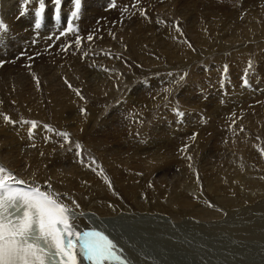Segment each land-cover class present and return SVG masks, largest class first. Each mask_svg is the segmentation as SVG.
I'll use <instances>...</instances> for the list:
<instances>
[{
	"label": "bare ground",
	"instance_id": "bare-ground-1",
	"mask_svg": "<svg viewBox=\"0 0 264 264\" xmlns=\"http://www.w3.org/2000/svg\"><path fill=\"white\" fill-rule=\"evenodd\" d=\"M47 1H51V0H47ZM85 1H87V2L85 3V5H83V9L81 11H79L78 18H74V19H75V23L77 24L79 22V20L87 18L88 24L83 22L81 24V26H79L78 28L80 29L81 34H85V33L91 34V27L99 25L98 24L99 22H96L95 19L97 17L101 16L102 14L106 13L107 8L103 9L102 12H100V14L97 12L98 14L93 16V14H95V12H93L94 8L92 9L89 5L91 3V1H88V0H85ZM127 1L128 0H121V2H127ZM46 3L47 2L44 0V4H46ZM48 4H49V2H48ZM50 4H52V3H50ZM115 4H116V2H115ZM161 5L162 4H160V7H161ZM167 5H166V7L168 9L166 11V14H167L166 16H175V18H177L179 13L181 14V13L187 11V13L185 15L187 16V18L189 20L187 22L182 20V23H184V25H186L190 22L191 25L188 26V29L186 28L187 30H185V31L182 30V33H184L183 36L185 38H186V36L190 37L194 43L197 42L200 46H202V44L205 43V39L203 38L204 36H202V34L200 33L201 31L199 32L196 29V26L194 24V19L196 20V18H193V20H190V13H189L188 7H187L188 5L185 4V1L176 5V8H174V4H173V6H172L173 9L170 7L172 4L169 7ZM84 6L86 9L84 8ZM99 6L101 8V5H99ZM163 6H164V4H163ZM116 7H115V9H116ZM120 7H121V5H120ZM47 8H49V7H47ZM163 8H160V9H163ZM210 8H211L212 12L214 11V13H216V14L212 15V17H214V18H218V17L226 16V15L230 18L232 17V20H233L232 23H234L235 28L232 29V27H229L230 26L229 25L228 28L226 29L227 32L225 33L229 37V40H231L232 43H237V42H241V43L246 42L247 43L248 40H252V39L256 38L255 32L257 30H259V29L264 30V25L262 23H261L262 25L254 24V23L249 24L248 20H250V19H248V16L243 19V20L248 21V23H246L244 25H239L238 23L242 22V20H239V19H236L235 17H233V15L230 14L231 11L228 10V8L225 6H222V7L211 6ZM45 9H44V11H45ZM52 9H50V10H52ZM126 9H125V11H126ZM39 10H40V0H0V22H2L4 25V27L0 28V61H4L3 66L0 67V101H3V103H0V113H3L4 115H8L13 120L18 121V123L16 125L7 124L6 122H4L3 117L0 116V165H3L7 169L11 170L18 178L23 179L28 184L41 186L42 190H44V186L49 182V178H50V182H51L52 187L50 189H47L48 191H55V192H58L61 194L67 193L68 196L74 198L79 203L80 209L78 211L81 213V215L79 216V218L76 222L79 230L84 231V230H89L91 228H96V229H99V230L105 232L106 234H108L110 236V238L114 239V241L120 247H122L125 250V255H127L132 260V264H169V261H170V264L176 263V261L173 263L172 260H175L176 258L173 259L172 256H171L170 260L166 259L165 255H164L165 252L163 251V248L169 243L170 239L174 238L173 235H175L177 233V230L182 223H183V226H185V228L187 230L191 231V233L193 234L192 230L193 229L195 230L197 227L196 224L195 223L193 224V221H192L194 217L198 218L200 220L201 223L199 225V230L201 229L202 232L208 233V232L214 231L215 228H217V226L224 225L226 227V230L222 229L223 232L229 231V232H232L233 234L234 233H245V234H240L239 236L234 234L236 241H238L239 243L241 242V245L244 243H249V242L255 243L254 244L255 245L254 250L259 249L260 251L262 250V253H263L264 243L263 244L256 243L254 239L257 237H261V238L264 237V203H260L258 206L255 205V207L257 206V208H258L257 211L259 212V216H257V217L254 216L255 214L254 215L252 214V211L255 209V207L253 206L254 204L250 205V206L248 205L249 207H247V208L243 207L244 200H250L251 201V199L253 197L262 198L264 196V185L261 184V183H263V181H259L258 179L254 180V179H252L254 177H252L251 178L252 180L248 181L250 194H248V195L244 194V195H238V196H231V195L228 196L227 192H224L226 194H220L221 192L219 193V189L218 190L216 189V187L218 185L214 188L213 182L211 181V177H210L211 173L210 172L206 173V175L204 174V171H206V170L208 171L209 168L207 169L203 165H202V167L196 166L192 163H191L192 167L189 168L186 166L189 164L186 163L185 166L187 168H186V170H183L184 167L182 169V167H180V165H179V163L181 164L182 161H181V158L179 160V154L176 151L177 149L174 150V152H172V153H166V151L164 152L163 149H156L154 152L152 151V153H151V150H153V149H143V148L128 149L129 145L131 144L130 139L128 138V130L131 129V122H134L137 119L138 120L139 119L140 120H146L147 119V117H146L147 111L151 110L150 106H152V105L149 106L148 101H154L155 96H156V102L161 106L164 103V100L166 99L165 94H161V93H157V92L154 93L150 98L146 97L144 95L137 97L138 91L135 90L134 86H133V88L135 91L133 90V92H131L130 95H128L129 91L127 93V89L129 87V85L133 82L134 78H136V77L140 78V77H142V75L145 76V73H144L145 68H142L144 70H141V71H139V69L134 68V67L128 68L130 66L129 61L137 62L139 64L144 65L147 69H151V67H152L151 64H153V63L160 64L163 62V60H165V58H163V57H166L167 54H168V56L169 55L171 56V54H169L170 51L165 55V52L163 51V42L161 40H158L155 43H153V40H152L153 34L155 33V26H154L155 22L154 21H157V19H158V21L162 20L163 16L160 13V11H163V10H156V11L151 12V13L147 12L148 18L146 19L144 17L145 20H144L142 25H140L138 21H136V23H135L133 19L129 20L130 25L127 22L123 21L124 22L123 25H128V27H125V28L121 27L119 29L117 28L118 30H117L116 36L113 35L114 37H116L115 39L108 37V39H105L104 42H97V45L99 47H97V46L96 47L99 51H97V52L93 51L94 55L91 56V58L83 56V53L87 52L86 50H84V52L82 54H80L76 58V60L73 61L72 66L75 69H79V70L80 69H86L85 73H84L85 76H86V73H88L87 69L92 70L96 67H99V68L103 67V68H107L109 70V71L105 72L106 74H102V78H100V75L98 76L95 74V76L92 78L90 83L86 85V87H85L84 83H83L84 87L79 86L80 83L77 84L78 87H76V88L81 90V95H83L85 97L84 100H81L79 96H77L71 89H69L67 87V85L65 84V82L63 81V79L61 80V78L58 75H57L58 77H56L55 73H53L51 75H49V74L47 75V72H46V74L44 73L42 76L35 75L36 74L35 72L37 71L36 70L37 67H35V64H37L38 62L39 63L42 62L41 65L44 66L45 65L44 63L46 61L45 59L47 57V56L46 57L40 56L41 57L40 61H37L38 59L36 56H35V58H30V56L33 53H35L34 50H36V48H39V47H37L36 43H38V44L40 43V45L41 44L44 45L45 48L48 47L47 50H49V48L51 46V42H50L51 35H49V32L52 30H55V27L58 26V22L54 21V19L52 20V15L47 14V16H46L47 20H45V21L43 20L44 22L42 23V26H39V28H35V26H33L31 24V21L36 17V14H38ZM108 12H109V10H108ZM232 13H233V11H232ZM111 14H113V13H111ZM91 16H93V17H91ZM191 16H192V14H191ZM175 18L174 19L168 18V21L172 20V23H173L176 20ZM253 20H254V18H253ZM145 21L147 22L146 25H145ZM262 21H264V20H262ZM211 22H213V21H211ZM256 22H258V21H256ZM93 24H95V25H93ZM225 25L227 26V21H226ZM118 26H119V24L116 27H118ZM130 26L133 28L131 29V33L129 35H127L125 31H126V29L128 30V28ZM58 27H60V26H58ZM170 28H171V26H170ZM199 28L200 27H198V29ZM45 29H47V31H45ZM110 29H111V27H110ZM167 29H169V27ZM37 30H40L39 34L37 33ZM59 31L60 30H55L54 35L58 34ZM124 32H125V35L123 36ZM206 32H207V30H206ZM157 36H159V35H157ZM39 37H40V40L38 41L37 39ZM164 37H165V35H164ZM121 39H122V43H120ZM259 39L260 38H258V40H254L252 43L258 45V44H261V42H262L264 44V40L262 39L263 41H261ZM58 42H60V41H58ZM63 42H64V40H63ZM246 43H244V44H246ZM117 47H119V48L117 49ZM148 47L161 50L162 53L158 52V50H157V52L152 51L158 55V61H155L153 59H151V60H153L155 62L148 61L147 56L144 55V53L148 52ZM244 47H245V45H243L241 48L243 49ZM195 48H197V47H195ZM238 48H240V47H238ZM180 49L183 50L182 55H184V56L191 55L190 49L188 50L184 45H180ZM163 52H164V54H163ZM201 52H203V51H201ZM171 53H172V51H171ZM181 53H179V54H181ZM71 54H72V51H71ZM55 55H56V53H55ZM117 56L121 57V59H117L116 58ZM170 56L168 58L174 57V56L173 57H170ZM82 57H84V59H83L84 62H82V60H81ZM167 57H166V59H167ZM184 58H186V57H184ZM57 60H58V58H57ZM190 60L193 61V59H190ZM28 62H29L28 67L26 65L23 66V63L27 64ZM253 62H254V60H253ZM190 63H192V62L190 61ZM70 64L71 63L68 64L69 67H70ZM103 64H104V66H103ZM175 64H177V63H175ZM180 64H182V63H180ZM180 64H179V66H180ZM65 65H66V63H65ZM47 66H49V65H47ZM169 67L170 66H168V68ZM61 68L62 67L60 65H58L56 67L57 70H59ZM254 68H256V67H254ZM69 69H71V68H69ZM261 70H263V69H261ZM101 71H102V68H101ZM153 71H156V70L152 69V72ZM159 71L160 70H158L157 72H159ZM119 72H121V73L119 74ZM194 72H195L194 70H192V71L189 70L188 73L191 76V75H193ZM220 72H221V69H220ZM94 73H96V72H94ZM94 73H92V75ZM84 74H82V75L84 76ZM147 74H148V72H147ZM205 74H206L205 76H207V73H205ZM195 75H196V72H195ZM149 76H150V74H149ZM146 77H147V75H146ZM211 77H212V75H211ZM196 78L198 79V76H196ZM203 78H204V76H203ZM37 79L39 81L41 80V82L43 81L42 83H39V86H37V84H36ZM190 79H191V77H190ZM77 80H78V78H77ZM194 80H196V79L194 78ZM215 81L216 80H214V82ZM71 82H73V81H71ZM207 85H209V83ZM226 86L228 87V85H226ZM189 87H190V84H189ZM213 88H215V87H213ZM170 90H172V89H170ZM244 90H245V88H244ZM174 91L175 90H173V92ZM202 91H204V90H202ZM209 91L210 90H208V92ZM167 93H169V92H167ZM171 96H173V95H171ZM176 96H178V95H176ZM214 96H215V94L212 95V97H214ZM218 96H219V94H218ZM125 97H127V99ZM206 97L208 99V96H206ZM121 99H123V100L126 99L128 102L130 101L131 104H127V105L120 104L121 102H119V100H121ZM116 100H118L120 105L115 103ZM212 100L215 103V100L214 99H212ZM212 100L210 99V101H212ZM258 100H259V98L256 99V97H255V101H258ZM13 101H15V103H13ZM252 101H254V100H252ZM166 102H167V100L165 101V103ZM203 102H204V100H203ZM155 104L153 103V105H155ZM186 104H188V103H186ZM205 104L208 105L206 102H205ZM210 104H211V102H210ZM197 106H198V108L200 107L199 105H197ZM156 108H158V107H156ZM185 108H186V106H185ZM192 108L194 109V107H192ZM80 109H85L86 115L81 114ZM199 109H198V111H199ZM117 110L120 112L119 117L113 116V113ZM131 110L133 111L132 113H131ZM194 112H193V114H194ZM201 112H202V110H201ZM222 112H224V111H222ZM175 114H178V112H176ZM175 114H174V116H175ZM191 114L192 113L190 112V110H187L186 117L190 118L192 116ZM100 117H102V118H100ZM107 118L111 119V120L110 119L108 120L109 121L108 123H107ZM112 119H114L116 122L118 120H121L122 124L124 123V129H123L124 131L123 132H121V133H119L120 131L119 132L117 131L118 133H116V132L110 133L109 132L110 128L113 127V126L110 127V124H109V123H111ZM24 120H28V121L35 120V121H37L38 127H39L38 129L44 130V133H48V131L43 127V125H45V124L49 125L53 129L59 130L56 132H61V131L67 132V133H69V137L73 143L71 145L65 143L61 137H59L55 134V132L54 133L49 132V137H47V139L44 138L45 140H43V139H41V137H42L41 134H39L40 130L38 131L37 129L34 130L35 136L33 134V138L30 140L28 138V132H27L28 129L26 130V128H28V125H25L22 123V121H24ZM191 121H193V120H191ZM116 122H113V124H115ZM178 122L179 121H177V123ZM119 123H116V124H119ZM134 123H136V121ZM200 123H201V121H200ZM103 125H107L110 128H107V129L101 128V127H103ZM197 125L199 126L198 122H197ZM24 126H26V127H24ZM117 126H119V125H117ZM134 126L138 127V124L134 125ZM143 126H145V123L142 124V127ZM16 127H18V128L24 127L25 128V130L24 131L22 130L23 132H21V133H19L20 130H18V134L22 135V137H21L22 140H20L21 138L16 140L17 136L15 137L13 134L7 133V131H9V132L11 131V128L15 129ZM142 127H141L142 131L139 128V130L142 133L141 137L147 138L146 137V132L148 131L146 129L147 127L146 128L143 127V129H142ZM250 127H253V126H250ZM36 130H37V132H36ZM145 130H147V131H145ZM163 130H165V129H163ZM182 130H183V128H182ZM186 130H187V128H186ZM195 130H197V128H195ZM15 131H17V130L15 129ZM247 131H249V130H247ZM168 132H170V131H168ZM190 133H192V135H193L194 130L190 131ZM204 133H206V132H204ZM252 133H255V131L250 132L246 136L247 139L245 138L246 140L244 141V144H243L244 148L245 147L249 148V149L252 148V146H253L252 141L253 140L250 139L251 138L250 136L252 135ZM187 134H188V132H187ZM174 135H175V133H174ZM192 135H191V137H192ZM105 137L108 138V143H109L108 149H106V148L105 149H96V147H97L96 145L98 144V146H101V144L99 145V143H100L101 139H103V138L105 139ZM120 137H121V139H119ZM112 139H114L113 142H111ZM94 141H98L99 143H97V142L92 143ZM168 141H170V140H168ZM201 141H202V137H201L200 142ZM197 142L199 143V141H197ZM33 143L36 145V147H31V145ZM61 143H64V148H61L59 146ZM75 143H79L81 145L82 155L86 158V163H91V161L93 159H95L96 164L93 165V167L97 168L96 172H93L90 168H88L85 165H81L78 162V157L76 155V149H75ZM87 143H91V144H87ZM24 144L30 150L36 149V155H32V156H35V158L32 159L36 164V166H34V167L32 165V164H34V163H32L33 162L32 160L28 161V158L22 159V157H23L22 154L24 152L23 150L29 152V150L24 149L25 147L22 149V146ZM193 145L195 146L196 143L194 142ZM124 147L126 149H123ZM132 147H134V146H132ZM201 147H199V148H201ZM243 147H242V149H243ZM218 149H220V147ZM240 150H241V147H240ZM243 150H242V152H244ZM21 151H22V154H19V153H21ZM168 151H170V150H168ZM217 151H219V150H217ZM41 153H43V155H41ZM240 154L241 153H238V155H240ZM19 155H21L22 157L19 158ZM185 157H187V156H185ZM202 158H204V157H202ZM30 159H31V157H30ZM184 159H186V158H184ZM204 159H206V158H204ZM206 161H208V160H206ZM233 161H235V159ZM236 161L238 162V164L242 163V165H245L244 162L247 165L250 164L249 157L247 159L248 162L245 161L244 158L243 159L238 158ZM201 162H203V160ZM193 163H194V161H193ZM233 163H235V162H233ZM251 163H252V161H251ZM212 164H214V163H212ZM229 164H230V162H229ZM177 166L180 167L178 171H176ZM195 167L198 168L197 170L199 171V174L207 177V179H206L207 182H206V186H205L207 188V192L209 193V191H213V193L215 194L213 196L208 195L206 197V196H204L205 192L203 191L202 195L204 196L203 198H205L206 201H203L202 199H200L197 196L198 191H196V190H199L200 188L199 189H198V187L196 188L195 185H193V187H192L193 183L186 185L184 191H181L182 189H180L181 182L185 183V181H182L183 179L181 178L182 171H185L184 176H185L186 181H188V180L194 181V179H195V177H194ZM245 168H247V167H245ZM100 169L103 170L102 174H98ZM195 171H196V169H195ZM245 171H246V169H244V166H242L241 168L237 169L236 172H234V173H236L235 175H237L238 179L240 180L239 177H241V179H242V177L244 178V175H242V174ZM252 172H253V170L250 171L249 175H252ZM180 173H181V175H180ZM215 173H216V176L218 175L217 179L219 178V179H223V180H230L234 176L230 171L229 172L225 171L224 173L218 172V174H217V172H215ZM246 174H248V173H246ZM154 175H156V176H154ZM213 175H212V177H213ZM104 176H107L108 179L111 181V184H112L111 189L108 187L107 183L104 182L105 181ZM151 180H153V181H151ZM232 180H233V178H232ZM85 181H87V184L84 183ZM221 181H219V182H221ZM257 181H258V183H257ZM236 182H237V180H236ZM242 182L245 183L246 181L245 182L242 181ZM234 183H235V181H234ZM259 183L261 185H259ZM194 184L197 185L199 183L194 182ZM229 184H230V182H229ZM241 185L244 187L243 184H239L238 187ZM152 186H154V187H152ZM219 188H221V187H219ZM225 188H228V187H225ZM225 188H224V190H225ZM230 188H231V186H230ZM191 189H192V192L190 191ZM233 189L234 188H232V190ZM242 189L243 188H240V191H245ZM244 189H245V187H244ZM246 190H247V188H246ZM234 191H232V192H234ZM189 193L190 194L192 193V194L189 195ZM235 193L237 194V192H235ZM231 194L234 195V193H231ZM196 197H197V200H196ZM208 199L213 202V205H214L213 208H210V206L209 207L206 206L205 202H207ZM250 201H248V202L251 203ZM256 201H257V199H256ZM64 202L71 205V200H65ZM207 203H209V201ZM221 206L224 207L228 211V213H229L228 219L226 218L225 220H223L222 215H220L217 212V209ZM218 210H220V208ZM196 220H195V222H196ZM151 224H153L155 226H152ZM150 228H152V229L150 230ZM258 228H261V230H259ZM196 230H198V229H196ZM216 230H218V229H216ZM169 231H171L172 233ZM149 232L152 233L153 236L156 238V241L154 243H152V246H149L147 244V242L151 243L149 241L150 240L149 237L151 236L149 234ZM196 232H194V233L196 234ZM220 233L222 234V232H220ZM188 234H189V232H188ZM211 234H212V232H211ZM213 234H214V232H213ZM225 234L226 233H224V235ZM157 235L159 238H157ZM196 235L198 236V234H196ZM216 235H219V234H216ZM228 235H230V234H228ZM202 236H206V235H202ZM219 236L221 237L222 235H219ZM154 237H152V238H154ZM186 237L190 238L187 236V234H186ZM223 237H225V236H223ZM231 237H232V235H231ZM231 237H229V238H231ZM181 238H183V237H181ZM200 238H202V237H200ZM226 238H227V236H226ZM197 239L198 238L196 237V241H193V244H194V242H197ZM185 240H186V238H185ZM262 240H264V238ZM188 241H191V240H188ZM202 242H203V240H202ZM208 242H209V240H208ZM260 242H262V241H260ZM230 243H232V242H230ZM234 243L236 244V242H234ZM172 244H173V241H172ZM190 244H191V242H190ZM199 244H200V242H199ZM201 244H203V243H201ZM212 244H214V243H212ZM217 244H214V246ZM175 245L177 247V242ZM206 245H208V244H206ZM226 245L228 246V244H226ZM227 246H225V247H227ZM233 246H235V245L233 244ZM170 247H173V246H170ZM185 248L187 249V247H185ZM191 248H192V246H191ZM193 248H195V246ZM166 249L168 251V248H166ZM212 249H214V248H212ZM246 249H247V247H246ZM228 250H229V248H228ZM233 250H234V248H233ZM237 250H238V248H237ZM222 251H225V249ZM176 252H178V251H176ZM206 252H207V250H206ZM213 252H215V251L213 250ZM217 252L215 254H217ZM173 253H175V252H173ZM193 253H195V252H193ZM227 254H228V252H227ZM259 254H258L259 256L264 257V255H261V253H259ZM180 255L181 254H179L178 256L180 257ZM237 255H240V254L237 253ZM243 255H244V252H243ZM173 256H174V254H173ZM197 256H198V254H197ZM222 256H223V254H222ZM252 256H254V254H252ZM259 256H258V258H259ZM179 257L177 258L178 260H180ZM181 257H183V253H182ZM218 257H220V256H218ZM187 258L189 259V257H187ZM206 258H208V256ZM237 258L238 257H236V259ZM243 258L246 259L245 257H243ZM254 258H257V257L256 256L253 257V260H256ZM240 259H242V258H240ZM249 260H251V258ZM249 260H248V262H249ZM253 260H251V262ZM239 261L240 260H237L236 263ZM258 261H259V264L262 263L260 261V258L258 259ZM263 261H264V259H263ZM180 262H179V264H180ZM233 262H235V261H233ZM242 264H244V263H242Z\"/></svg>",
	"mask_w": 264,
	"mask_h": 264
},
{
	"label": "rangeland",
	"instance_id": "rangeland-1",
	"mask_svg": "<svg viewBox=\"0 0 264 264\" xmlns=\"http://www.w3.org/2000/svg\"><path fill=\"white\" fill-rule=\"evenodd\" d=\"M45 1L47 2L45 4V8H46L45 11H44L45 15L46 16H47V14L48 15H52V20L54 19V21H57L58 22V26H60V27L56 26L55 30H60L61 31V28L65 27L64 23H65L66 19L72 13V11L75 10L74 7H73L74 6V0H62L61 1V4L59 6V13H60V18L59 19H57L56 15H55L56 5H54V0H51V1L45 0ZM88 1H91V3L89 4L90 7L92 9L94 8L93 12H95V14H93V16L97 15L98 13L100 14V12H102L103 9L107 8L106 9L107 10L106 13L102 14L101 16H99V17H97L95 19L96 22H99L98 23L99 25L91 27V34L94 37H98V38H96L93 41L89 42V41L86 40V37H87V35H89V33H85V34H81L80 33V29L78 27L81 26V24L83 22L88 24V19L87 18H84L85 20L84 19L79 20V22L77 24L75 23V19H73L72 23H73V28L75 29V34L69 33L66 36L60 37L59 38L60 40L59 39L55 40V38H54L55 37V35H54L55 30L50 31L49 35H51V37H50L51 46H50L49 50H47L48 47L45 48L44 45L41 44L42 45L41 46L40 43L39 44L36 43L37 47H39V48H36V50H34L35 53H33L30 56V58H35V56H36L37 59H38L37 61H40V58H41L40 56H42V57H46L47 56L46 59H45L46 61L44 63L45 64L44 66L41 65L42 62H40V63L38 62L37 64H35V67H37L36 68L37 71L35 72L36 73L35 75L42 76L44 73L46 74V72H47V75L48 74L51 75V74L55 73L56 77L59 76L61 78V80L63 79V81H65V79H67L68 82L70 81L69 83H71L74 88L78 87L77 84H79V83L81 84V85L79 84V86L84 87V84H85V87H86V85L90 83V81L95 76V74L98 75V76L100 75V78H102V74H106L105 71L103 70L104 68L103 67H100V68L96 67V68H94L92 70L87 69L88 73H86V76H85L84 73H85L86 69H80V70L79 69H75L72 66L73 61L76 60V58L80 54H82L84 52V50H86L87 53H88V56H86V57L91 58V56L94 55L93 51H95V52L99 51L97 49V47H99L97 45V42H104V40L108 39V37L109 38H113L114 36H116L117 30L119 28L128 27V25H123L124 22H127L129 24V20L133 19L135 23H136V21H138L139 24L142 25L144 20H145V18H144V16L140 15V10L141 9L146 10L149 13L154 12L156 10H163V11H160V13L163 16L162 20H160L161 22L158 21V19H157V21H154L155 23L153 22L154 26H155V33L153 34L152 40H153V43L157 42L158 40H161L163 42V51L165 52V55L170 51L169 54H171V56L170 55L169 56L170 57L174 56V57L173 58H168L169 56L167 54V56H168V57L166 56L167 59H166V57H163V58H165V60H163L162 63H160V64H157V63L151 64V66H152L151 69H147L144 65L139 64L137 62L129 61L130 62L129 65L130 66L128 68L134 67V68L139 69V71L144 70L142 68H145V70H144L145 76L142 75V77H140V78L139 77L134 78L133 82L129 85V87L127 89V93L129 91L128 95H130L131 92H133V90L135 88V90L138 91L137 92V94H138L137 97H140V96L144 95V96L150 98L154 93L157 92V93L165 94L166 99L164 100V103L161 106V105H159L156 102V96H155L154 97V101H148L149 106L150 105H152V106H150V108H151V110H149L150 112L147 111V115H148V116L146 115L147 119L146 120H140L139 119L140 121L137 119V120H135L136 123H134L135 121L131 122V129L128 130V138L130 139V142H131L130 145L131 146L129 145L128 149H140V148L153 149V150H151V153H152V151L154 152L156 149H163V151L164 152L166 151V153H172V152H174V150L177 149L176 151L179 154V160L181 158V161L183 162L182 163L180 161L181 162V164L179 163L180 167H182V169L184 167L183 170H186L188 165H186L187 166L186 167L185 164L186 163L187 164H191L192 163V164H194L196 166L202 167V165H203L207 169L209 168L208 171L207 170L204 171V174L206 175V173H208V172L211 173L210 177H211V181L213 182L214 188L217 185L219 187H221V188H219L218 186L216 187L217 190L219 189V193L221 192L220 194H226L224 192H227L228 196H230V195L231 196H238V195H244V194L248 195V194H250L248 181L252 180V179H254V180L258 179L259 181H263V183H261V184L264 185V153L261 152V149H264V135H263L264 134L263 133L264 132V126H263L264 125V78H263L264 77V64H263L264 63V57H263L264 56V44L262 42H261V44H258V45L252 43L254 40H258V38H260L259 40H261V41L264 40V30H261V29L257 30L255 32V37L256 38L252 39V40H248L247 43L246 42H243V43H241V42L232 43L231 40H229V37L225 34L227 32L226 29L228 28L229 25H230L229 27H232V29L235 28L234 23H232L233 22L232 17L230 18V17H228L226 15V16H221V17H218V18H214V17H212V15H214L216 13H214V11L212 12L211 8H210L211 6H219V7L225 6V7H227L228 10L231 11L230 14H232L233 17H235L236 19L242 20V22L238 23L239 25H244V24L248 23V21H249V24L250 23H254V24H259V25L263 24L264 25V21H262V20H264L263 19L264 18V0H245V1L244 0H220V1L219 0H190V1L189 0H139V4L136 5L135 7H133V4L135 3V0H128L129 1V2L127 1L128 3L127 2H121V0H115V1L114 0H88ZM184 1H185V4L188 5L187 7H188V11L190 13V20H193V18H196V20L194 19V24L196 26V29L199 32L201 31L200 33L202 34V36H204L203 38L205 39V43L202 44V46H200L197 42L194 43L190 37L186 36V38H185L183 36L184 33H182V30L183 31L187 30L188 26L191 25L190 22L188 24H186V25H184V23H182V20L186 21V22L189 20L187 18V16L185 15L187 13V11H185V12H183L181 14L179 13L180 16L178 15L177 18H175V16H166L167 15L166 11L168 9L166 7L167 4H168L167 5L168 7L172 4L170 7L173 9V7H172L173 4H174V8H176V5H178V4H180V3L184 2ZM48 2H49V4H48ZM86 2L87 1H85V0L84 1L81 0L80 11L83 9V5H85ZM115 2H116V4H115ZM50 3H52V4H50ZM66 3L67 4L69 3V4L67 5ZM160 4H162L161 7H160ZM163 4H164V6H163ZM99 5H101V8H100ZM113 5L115 7L117 6L116 7L117 10L115 9V7ZM120 5H121V7H120ZM47 7H49V8H47ZM84 8H85V6H84ZM160 8H163V9H160ZM50 9H52V10H50ZM125 9H126V11H125ZM108 10H109V12H108ZM232 11H233V13H232ZM110 12L113 13V14H111ZM191 14H192V16H191ZM36 16H37V14H36ZM93 16H91V17H93ZM247 16H248V19H250V20H248V21L243 20ZM168 18H170V19H174L175 18L176 20L175 21L173 20L174 22L172 23V20L168 21ZM253 18H254V20H253ZM45 20H47L46 17H45L44 21ZM211 21H213V22H211ZM226 21H227V26L225 25ZM256 21H258V22H256ZM171 23L173 25L176 24V23L179 24V26L181 25L180 26V32H177ZM118 24H119V26L116 27ZM146 24H147V22L145 21V25ZM93 25H95V24H93ZM170 26H171V28H170ZM110 27H111V29H110ZM168 27H169V29H167ZM198 27H200L201 29L200 28L198 29ZM35 28H39V27H35ZM129 28H128V30L126 29V31H125L127 35H129L131 33V29L133 27L130 26ZM206 30H207V32H206ZM39 31L40 30H37L38 34H39ZM125 32H124L123 36L125 35ZM155 35L156 36L159 35L160 37L159 36L156 37ZM164 35H165V37H164ZM76 36H79V37L82 38L81 45L80 46H75L74 43H73V47L70 48L67 52H64L63 48H62V45H66V44H68L70 42H74V39H75ZM115 38H113V39H115ZM37 40L39 41L40 37ZM63 40H64V42H63ZM58 41H60V42H58ZM120 43H122V39H121ZM244 43H246V44H244ZM180 45H184L188 50L190 49L191 55H189V56L182 55L183 54V50L180 49ZM189 45H191V47ZM241 45L242 46L245 45V47L242 49ZM195 47H197V48H195ZM238 47H240V48H238ZM118 48L119 47H117V49ZM157 50H158V52H161V50H159V49L148 47V52L144 53V55L147 56L148 61H151V62L158 61V55L155 54L154 52H152V51L157 52ZM71 51H72V54H71ZM171 51H172L173 54L171 53ZM201 51H203V52H201ZM164 52H163V54H164ZM55 53H56V55H55ZM179 53H181V54H179ZM184 57H186V58H184ZM57 58H58V60H57ZM83 59H84V57H82V59H81L82 62H84ZM151 59H153L155 61H153ZM190 59H193V61L190 60ZM253 60H254V62H253ZM190 61L192 63H190ZM65 63H66V65H65ZM69 63H71L70 67L68 65ZM175 63H177L178 65L175 64ZM180 63H182V64H180ZM179 64H180V66H179ZM25 65L28 67L29 66V62L27 64L23 63V66H25ZM47 65H49V66H47ZM58 65H60L63 69L61 68V69L57 70L56 67ZM103 66H104V64H103ZM168 66H170V67L168 68ZM254 67H256V68H254ZM69 68H71V69H69ZM101 68H102V71H101ZM152 69L156 70V71L152 72ZM220 69H221V72H220ZM261 69H263V70H261ZM158 70H160V71L157 72ZM189 70H191V71L194 70L196 72V75H195V72L193 73V75L195 77L193 75H191V76L189 75V73H188ZM94 72H96V73H94ZM121 72H119V74ZM147 72H148V74H147ZM185 72L188 73L187 77L183 81H181L179 84L174 83V81L178 78V75L179 74H183ZM92 73H94V74L92 75ZM205 73H207V76H205L206 75ZM82 74H84V76ZM149 74H150V76H149ZM146 75H147V77H146ZM211 75H212V77H211ZM196 76H198V79L196 78ZM203 76H204V78H203ZM190 77H191V79H190ZM77 78H78V80H77ZM194 78L197 81L194 80ZM245 79H247L249 81L247 86L243 83V81ZM214 80H216L217 82L216 81L214 82ZM71 81H73V82H71ZM42 82L40 80V83H42ZM208 83H209V85H207ZM189 84H190V87H189ZM226 85H228V87ZM133 86H134V88H133ZM213 87H215V88H213ZM244 88H245V90H244ZM170 89H172V90H170ZM173 90H175V91L173 92ZM202 90H204V91H202ZM208 90H210L211 92L210 91L208 92ZM167 92H169V93H167ZM211 94L212 95L215 94V96L212 97ZM218 94H219V96H218ZM171 95H173V96H171ZM176 95H178V96H176ZM206 96H208L209 100L207 99ZM255 97H256V99L259 98V100L255 101ZM125 98L127 99V97H125ZM126 99L119 100V102H121L120 104H125V105L131 104V102L130 101L128 102ZM210 99L211 100L214 99L216 104L214 103L213 100H212L213 102L210 101ZM166 100H167V102L165 103ZM203 100H204V102H203ZM252 100H254V101H252ZM119 102H118V100H116L115 103L119 104ZM205 102L208 105H206ZM210 102H211V104H210ZM153 103L154 104L156 103V104L153 105ZM186 103H188V104H186ZM184 105L186 106V108H185ZM197 105H199L201 108L199 107L200 108L199 109ZM191 106L194 107V109ZM156 107H158V108H156ZM198 109H199V111H198ZM169 110L171 112L172 111L173 112L171 113ZM187 110H190V112L192 113L191 114L192 116L190 115L191 116L190 118L186 117ZM201 110H202V112H201ZM222 111H224V112H222ZM115 112L113 113V116L119 117V113L120 112L118 110L115 111ZM132 112L133 111L131 110V113ZM176 112H178V114H175ZM180 112H183L184 115H180ZM193 112H194V114H193ZM173 113L175 114V116H174ZM100 118H102V117H100ZM109 119L107 118V123L109 122L108 121ZM190 119L193 120V121H191ZM113 120L114 119H112L111 123H109L110 127L111 126H113V127L110 128L107 125H103V127H101V128H104V129L110 128V130H109L110 133L111 132L112 133L113 132L114 133L115 132L118 133L119 131H120L119 133L123 132L124 131L123 130L124 129V123L122 124L121 120H118L117 122L115 120L114 121ZM233 120H235V123H233ZM177 121H179V122L177 123ZM200 121H201V123H200ZM113 122H116V123L120 122V123L119 124H116V123L113 124ZM197 122H198L199 126L197 125ZM144 123H145V126H143V127L144 128L147 127L146 129L148 130V131L145 130V131H147L146 132V137L147 138H142L141 137V134H142L141 133V131H142L141 127H142V124H144ZM137 124H138V127L134 126V125H137ZM117 125H119V126H117ZM250 126H253L254 128L250 127ZM24 127H26V126H24ZM29 127H30V125H28V128ZM143 127H142V129H143ZM12 128H11V131L10 132L7 131V133L13 134L15 137L17 136L16 140L21 138L22 135L18 134V130H20L19 133H21V132H23L25 130V128L23 129V128L16 127L15 129L17 131H15V129H12ZM28 128H26V130ZM38 128H37V130L39 131L40 129H38ZM139 128H140L141 131L139 130ZM182 128H183V130L184 129L185 130L183 131ZM186 128H187V130H186ZM195 128H197V130H195ZM163 129H165V130H163ZM241 129H243V130H241ZM37 130H36V132H37ZM192 130H194V133L197 134L196 138L194 140L191 138L192 133H190V131H192ZM247 130H249V131H247ZM56 131H59V130L55 129V132ZM168 131H170V132H168ZM254 131H255V133H252V135L250 136L251 137L250 139L253 140V141L251 140L252 143H253L252 148H250V149L246 148V147L244 148L243 144H244V141L247 139L246 136L250 132H254ZM34 132L35 131L33 130V134L35 136ZM187 132H188V134H187ZM204 132H206V133H204ZM174 133H175V135H174ZM39 134H41V136H42L41 139H43V140H45L47 137H49V132L48 133H44V130H40ZM121 137L119 139H121ZM201 137H202V141L200 142ZM20 140H22V138ZM113 140L114 139H112L111 142H113ZM168 140H170V141H168ZM197 141H199V143ZM96 142L99 143L98 141H94L92 143H96ZM194 142L196 143V145H195L196 147L193 145ZM87 144H91V143H87ZM100 144H101V146H98V144L96 145L97 146L96 149H105V148L108 149V144H109L108 143V138L105 137V139L104 138L101 139L99 145ZM185 145H188L189 147H188L186 152H183V151H181V149H183ZM217 145L220 147V149H218L219 147ZM132 146H134V147H132ZM26 147L27 146H25V144H24L22 146V149L24 148L26 150H29V152L23 150L24 152L22 154V151H21V153H19V154H22L23 157L21 155H19V158H21V157H22V159L28 158V161H29V160H32L33 158H35V156H32V155H36V149H31L32 150L31 151L28 147L27 148ZM199 147H201V148H199ZM240 147H241V150H240ZM242 147H243L244 150L242 149ZM123 149H126V148L124 147ZM168 150H170V151H168ZM217 150H219V151H217ZM242 150L244 152H242ZM237 152L241 153V154L238 155ZM202 153L203 154L205 153V154L203 155ZM189 155L192 157L191 162L189 160H187V158L185 157V156H189ZM247 156L249 157V160H250V164L249 165H247L245 162H244L245 165H242V163L238 164V162L236 161L238 158H240V159L244 158L245 161H247V159H248ZM30 157H31V159H30ZM202 157H204L206 159H204ZM184 158H186V159H184ZM234 159H235V161H233ZM202 160H203V162H201ZM206 160H208L209 162L206 161ZM193 161H194V163H193ZM251 161H252V163H251ZM229 162H230V164H229ZM233 162H235V163H233ZM32 163H34V164H32ZM32 163L31 164L33 165V167L36 166L34 161ZM212 163H214V164H212ZM242 166H244V169H246L245 172L248 173V174L243 172L242 175H244V178L242 177V179H241V177H239L240 178V180H239L238 176L235 175L236 173H234V172H236V170L241 168ZM180 167L177 166L176 171H178ZM245 167H247L248 169L245 168ZM195 169H196V171H195ZM195 169H194V177H195L194 181L193 180H188V181L185 180V176H184L185 175V173H184L185 171H182V175L180 173L181 178L183 179L182 181H185V183L181 182L180 189H182L181 191H184L186 185H189L190 183L191 184L193 183L192 187H193V185H195L196 188L198 187V189L199 188L201 189V190L200 189L196 190V191H198L197 196L200 199H202L203 201H206V199L203 198L204 196H206V197L208 195L213 196L215 194L213 193V191H209V193L207 192V188L205 187L206 186V182H207L206 181L207 177L202 176L201 174H199V171L197 170L198 168L195 167ZM252 170H253L252 175H249L250 171H252ZM225 171H228V172L230 171L234 175L232 177L233 180H232V178L230 179L232 182L230 180H223V179H219V178L217 179L218 175L216 176L215 172H217V174H218V172L219 173L220 172L224 173ZM212 175H213V177H212ZM154 176H156V175H154ZM197 176L199 177V179H197ZM252 177H254V178H252ZM218 180L219 181L222 180V181L219 182ZM236 180H237V182H236ZM241 180L244 181V182L246 181V182L243 183ZM151 181H153V180H151ZM234 181H235V183H234ZM194 182L195 183H199V184L196 185V184H194ZM229 182H230V184H229ZM257 183H258V181H257ZM239 184H243L245 189H244V187L242 185L238 187ZM261 184L259 183V185H261ZM229 185L231 186V188H230ZM152 187H154V186H152ZM225 187H228L229 189L225 188ZM224 188H225V190H224ZM232 188H234V189L232 190ZM240 188H243L242 190H245V191H240ZM246 188H247L248 191L246 190ZM190 191L192 192V189ZM203 191L205 192L204 196L202 195ZM232 191H234V192H232ZM235 192H237V194ZM231 193H234V195L231 194ZM191 194L189 193V195H191ZM256 199H257V201H256ZM196 200H197V197H196ZM208 201H209V203H207ZM208 201L205 202L206 206L209 207L210 204L213 205L212 201H210L209 199H208ZM248 201H250V200H244L243 207L247 208V207H249L250 205H253V204H254L253 206L255 207V205L258 206L260 203H264V196L262 198L253 197L251 199V201H250L251 203H249ZM257 206L252 211V214L253 215L255 214L254 215L255 217L259 216V212L257 211V209H258ZM213 207L214 206H210V208H213ZM219 208H220V210H218ZM219 208L217 209V212L220 215H222V219L223 220H225L226 218L228 219V217H229L228 211L222 206L219 207ZM194 218H193L192 221H193V224L195 223L196 226H197L196 229H198V230L195 229L197 232L193 229L192 230V232L194 234L193 235L191 233V231L187 230L185 228V226H183V223H182L179 226V228L177 230V233L176 234L174 233L175 234V235H173L174 238L170 239L169 243L163 248V251L165 252L164 255H165L166 259L170 260L171 256L173 257V259L176 258L175 260H172L173 263L176 261V263H174V264H179L180 261H181L180 264H182L183 262H184L183 264H199V263L200 264H205V263L206 264H229V263L230 264H233V263L234 264H237V263L238 264H242V263H244V264H248V263L249 264H259L258 259L260 258V261L262 262L260 264H264V261H263L264 257L262 256L263 257L262 258L261 256H259L260 255L259 253H261V255H264V251L262 253V250L261 251L259 249H255L254 250V247H255L254 244L255 243H250V242L249 243H244V244H242L243 245L242 246L241 242L239 243L238 241H236V238L234 237V234L239 236L240 234H245V233H234L233 234L232 232H229V231H226V232L224 231L223 232L222 229L226 230V227L224 225L217 226V228H215L214 231H211L212 234H211V232H208V233L207 232H202L201 229L199 230V225L201 223L200 220L198 218H195V219ZM195 220H196V222H195ZM151 225L155 226L153 224H151ZM151 229L152 228H150V230ZM216 229H218V230H216ZM258 229L261 230V228H258ZM169 232H171V231H169ZM188 232H189V234H188ZM194 232H196V234H198V236ZM213 232H214V234H213ZM220 232H222V234ZM224 233H226L227 235L226 234L224 235ZM149 234L151 235V236L149 235L150 236L149 237V239H150L149 241L151 243L147 242V244L149 246H152V243H154L156 241V238L153 236L152 233L149 232ZM186 234L190 238H187ZM201 234L202 235H206V236H202ZM216 234H219V235H222V236L220 237L219 235H216ZM228 234H230V235H228ZM231 235H232V237H231ZM223 236H225V237H223ZM226 236H227V238H226ZM152 237H154V238H152ZM181 237H183V238H181ZM196 237L198 238L197 239L198 243L194 242V244H193V241H196ZM200 237H202V238H200ZM229 237H231V238H229ZM157 238H159L158 235H157ZM185 238H186L187 241L185 240ZM263 238L264 237H262V238L261 237H257L254 240H255L256 243L263 244L264 243V240H262ZM207 239L209 240V242H208ZM171 240L173 241L174 245L172 244ZM188 240H191V241H188ZM202 240H203V242H202ZM260 241H262V242H260ZM176 242H177V247L175 245ZM190 242H191V244H190ZM199 242H200V244H199ZM230 242H232V243H230ZM234 242H236V244ZM201 243H203V244H201ZM212 243H214V244L218 243V244L214 246V244H212ZM225 243L228 244V246ZM206 244H208V245H206ZM233 244L235 246H233ZM224 245L227 246V247H225ZM170 246H173V247H170ZM184 246L187 247V249ZM191 246H192V248H191ZM194 246H195V248H193ZM246 247H247V249H246ZM166 248H168V251H167ZM212 248H214V249H212ZM228 248H229L230 251L228 250ZM233 248H234V250H233ZM237 248H238L239 251L237 250ZM224 249H225V251H222ZM206 250H207V252H206ZM213 250L215 252H213ZM176 251H178V252H176ZM173 252H175V253H173ZM193 252H195V253H193ZM216 252H217V254H215ZM227 252H228V254H227ZM243 252H244V255H243ZM178 253L181 254L180 257L178 256L179 255ZM182 253H183V257H181ZM237 253L240 254L241 256L237 255ZM251 253L254 254V256H252ZM173 254H174V256H173ZM197 254H198V256H197ZM222 254H223V256H222ZM206 255L208 256V258H206L207 257ZM257 255L259 256V258H258ZM218 256H220V257H218ZM235 256L238 257L239 259L238 258L236 259ZM255 256L257 258H254V259H256L257 261L253 260V257H255ZM178 257H179L180 260L177 259ZM187 257H189V259ZM243 257H245L246 259H244ZM240 258H242V259H240ZM250 258H251V260H253L252 262H251V260H249ZM237 260H240L239 261L240 263L239 262L236 263ZM248 260H249V262H248ZM233 261H235V262H233ZM169 264H170V261H169Z\"/></svg>",
	"mask_w": 264,
	"mask_h": 264
},
{
	"label": "snow or ice",
	"instance_id": "snow-or-ice-1",
	"mask_svg": "<svg viewBox=\"0 0 264 264\" xmlns=\"http://www.w3.org/2000/svg\"><path fill=\"white\" fill-rule=\"evenodd\" d=\"M54 4L56 5V18L59 19L61 0H54ZM138 4L139 0H135L133 7ZM80 8L81 0H74L75 10L71 13L73 18H78ZM44 9V0H40V12H43ZM140 15L148 18L146 10L141 9ZM2 27L4 25L0 22V28ZM173 27L177 32H180L179 24H174ZM69 33L75 34L72 20H68L66 28L56 34L54 38L59 39ZM96 38L98 37L89 34L86 40L91 42ZM81 42L82 38L76 36L74 42L62 45V48L67 52L73 47V43L75 46H80ZM189 46L191 47V45ZM83 56H88V53L84 52ZM116 58L121 59L119 56ZM3 64L4 61H0V67ZM103 70L109 71L107 68ZM187 75V72L179 74L174 83L179 84ZM64 82L81 100L85 99L81 95L80 89L74 88L67 79ZM39 83L40 81L37 79V86ZM243 83L247 86L249 81L245 79ZM80 111L81 114L86 115L85 109H80ZM180 115H184V113L180 112ZM0 116L7 124L16 125L18 123L3 113H0ZM22 123L30 125L28 138L31 140L33 130L38 128L37 121L24 120ZM43 127L48 132H55V129L47 124ZM55 134L61 137L65 143L69 145L73 143L69 133L61 131L55 132ZM196 135L194 133L191 138L194 140ZM59 146L64 148V143ZM31 147H36V145L33 143ZM188 147L185 145L181 151L186 152ZM75 149L78 162L96 172L97 168L93 167L96 164L95 159L91 163H86L79 143H75ZM261 152L264 153V149H261ZM186 158L189 161L192 160L190 155ZM188 167L191 168L192 165L189 164ZM102 173L103 170L100 169L98 174ZM197 179H199L198 176ZM104 180L111 189L112 184L107 176H104ZM84 183L87 184V181ZM51 187L50 178L42 190L41 186L27 184L11 170L0 165V264H132V260L125 255V250L105 232L96 228L79 230L76 223L81 215L78 211L79 203L67 193L48 191L47 189ZM65 200H71V205L64 202ZM209 206L214 205L210 204Z\"/></svg>",
	"mask_w": 264,
	"mask_h": 264
}]
</instances>
